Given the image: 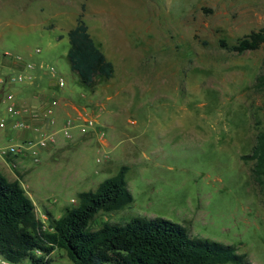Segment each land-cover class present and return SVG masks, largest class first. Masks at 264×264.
Here are the masks:
<instances>
[{
  "label": "rangeland",
  "instance_id": "obj_1",
  "mask_svg": "<svg viewBox=\"0 0 264 264\" xmlns=\"http://www.w3.org/2000/svg\"><path fill=\"white\" fill-rule=\"evenodd\" d=\"M83 4L92 37L115 65L112 78H98L91 87L68 56V31ZM260 29L264 0H0V59L21 69L33 64L22 89L35 84L37 69L45 83L55 81L53 65L66 78V99L83 105L84 115L98 123L81 135L83 141L72 140L78 143L69 145V157H43L52 146L37 145L42 132L13 128L12 122L0 126L8 131L0 139V159L9 167L3 174L23 183L47 225L48 212L62 215L79 192L96 190L128 165L134 202L100 211L92 230L103 222L162 217L193 237L234 245L248 264H264V184L251 173L254 160L243 158L264 132V44L244 53L221 44ZM46 54L49 59L40 62ZM16 56L22 59L16 62ZM17 88V100L30 105ZM6 106L0 102V118L8 115ZM28 141L35 148L23 155L3 153ZM50 259L75 264L62 248Z\"/></svg>",
  "mask_w": 264,
  "mask_h": 264
},
{
  "label": "trees",
  "instance_id": "obj_2",
  "mask_svg": "<svg viewBox=\"0 0 264 264\" xmlns=\"http://www.w3.org/2000/svg\"><path fill=\"white\" fill-rule=\"evenodd\" d=\"M85 9L83 4L76 25L68 31V56L81 82L91 87L98 78H112L115 65L92 37L83 18ZM221 44L239 53L257 50L264 44V29L231 45L222 39ZM259 79H264V73ZM243 158L254 160L251 173L264 184V132L258 134L252 154ZM128 170V165H122L96 190L79 192L78 202L65 207L61 216L48 212L47 225L22 183L0 171V255L14 263L51 264V253L62 248L75 264H248L234 245L193 237L187 227L162 217L103 222L92 230L90 224L100 211H118L134 202Z\"/></svg>",
  "mask_w": 264,
  "mask_h": 264
},
{
  "label": "built area",
  "instance_id": "obj_3",
  "mask_svg": "<svg viewBox=\"0 0 264 264\" xmlns=\"http://www.w3.org/2000/svg\"><path fill=\"white\" fill-rule=\"evenodd\" d=\"M2 58V57H1ZM15 61L19 62L22 59L20 56L15 57ZM17 66V65H16ZM16 66L6 64L0 59V102H4L7 104L6 109L8 112V117L0 118V126L5 127L9 122H12L13 128L21 129V128H32L36 132H42L44 134L43 138L39 140L37 145L41 148H46L49 146H54L59 142L60 136L64 139L72 141L76 138V134H88L94 130H97L98 123L93 116H84L83 123L77 122L74 117H68L65 119L63 126L60 129L55 127L44 128L41 126L44 122H39L34 124L29 121L27 118L31 120L44 119L47 116L51 115V111L48 110L46 112L39 111L36 107H32L23 102H19L16 98V94L14 93V89L24 84L27 74L25 73L26 68H33L32 63L25 64V68L21 69ZM50 68L53 70V74L55 76V82L59 87H65L67 82L66 78L57 73L58 70L55 66L50 65ZM30 75L28 76V78ZM49 123L51 126L55 125V119L50 116ZM35 145V144H34ZM32 141L24 142L22 144H10L6 146L3 150V153L7 152L13 156H19L25 154L30 149L35 148ZM2 148V149H3ZM34 154L37 152L33 151ZM35 161H39V157L35 156ZM0 264H30L27 262H18L14 263L0 255Z\"/></svg>",
  "mask_w": 264,
  "mask_h": 264
},
{
  "label": "crops",
  "instance_id": "obj_4",
  "mask_svg": "<svg viewBox=\"0 0 264 264\" xmlns=\"http://www.w3.org/2000/svg\"><path fill=\"white\" fill-rule=\"evenodd\" d=\"M98 46H99V44H98ZM100 48L102 49V47H100ZM102 51H103V49H102ZM105 54H106L108 59L111 58V57H109V55L107 53H105ZM48 57H49V54L44 55V57H41L40 62L48 60L49 59ZM27 60H29V59L27 58ZM34 67H35V65H34ZM34 74L36 75V80L34 82L35 84L31 87L30 86L27 87L28 89H26L25 91L22 89L23 86H20L19 89H22V90L18 91V96H19V99L24 100L25 102H31L30 106H32L34 108L36 107L41 112L42 111L46 112L48 110H50L52 112L51 115L47 116L46 118L40 119V122H44L41 126H43L44 128L55 127L57 129H60L63 126V123H64L66 118L73 117V116H79L80 118H82L85 116L84 114L87 113V110L85 109V107L83 105L76 104L73 100H67L66 99V96H65L66 92L64 91V87H62V88H63V91L65 92V94L64 93L61 94L59 91L58 92L55 91V88H61L56 84L55 81H51L49 84H47L43 81V79L46 78L45 74L43 76V71H40L37 69L36 71H34ZM50 116H52L55 119V125H53V126H51L49 123ZM2 117H8V115H3ZM103 124H105L107 126L111 125V123H109L108 119H106ZM7 132L0 130V139L4 138V137L6 138ZM81 135L82 134H79V133L76 134L75 139H77L78 142L84 140V139H81L83 137ZM78 142H76V141L72 142V141L66 140L62 136H60L59 142L56 145L52 146L51 151L47 152L45 150L44 152H42V155H43V157L44 156L46 157L48 155L49 156L60 155V156L69 157V155L66 153L71 148V147H69V145H74L75 143H78ZM98 146H99V144H98ZM22 161H23V163L25 162V160H20V161L18 160L19 163ZM8 170H9V167H8V163H7L6 159H0V171H2V173H5ZM29 196L33 199V201L36 205V199H34L31 196V194H29ZM47 203H49V202H47ZM36 210H37V207H36ZM59 216H61V215L59 214L56 217H59Z\"/></svg>",
  "mask_w": 264,
  "mask_h": 264
}]
</instances>
